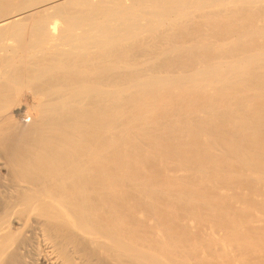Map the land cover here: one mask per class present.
Returning a JSON list of instances; mask_svg holds the SVG:
<instances>
[{"label":"bare ground","instance_id":"1","mask_svg":"<svg viewBox=\"0 0 264 264\" xmlns=\"http://www.w3.org/2000/svg\"><path fill=\"white\" fill-rule=\"evenodd\" d=\"M0 264H264V0H0Z\"/></svg>","mask_w":264,"mask_h":264}]
</instances>
